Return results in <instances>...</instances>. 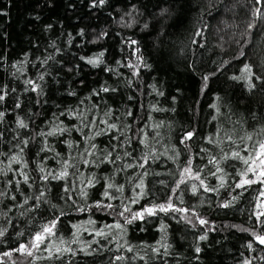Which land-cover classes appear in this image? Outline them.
<instances>
[{
  "label": "trees",
  "instance_id": "16d2710c",
  "mask_svg": "<svg viewBox=\"0 0 264 264\" xmlns=\"http://www.w3.org/2000/svg\"><path fill=\"white\" fill-rule=\"evenodd\" d=\"M90 5L0 0V264H264V0Z\"/></svg>",
  "mask_w": 264,
  "mask_h": 264
},
{
  "label": "snow or ice",
  "instance_id": "6c2138e0",
  "mask_svg": "<svg viewBox=\"0 0 264 264\" xmlns=\"http://www.w3.org/2000/svg\"><path fill=\"white\" fill-rule=\"evenodd\" d=\"M106 3H107V0H91V5H90V7H91V8L102 7V6H104ZM0 14H4V15H6V13H0ZM261 15H264V12H262ZM49 27H51V26L49 25ZM144 27L147 28V25H145ZM103 35H106V33L103 34ZM130 43L134 45V44H136L137 42H136V41H131ZM102 56H103V53H100L99 56H97L96 58H88V59H87V63H88V64H91L93 67H96V66H98V65H100V64L103 63V60L101 59ZM81 59H84V58L82 57ZM129 66H130V67H134V68L137 67V66H135V65H129ZM69 71H71V69H69ZM137 71H138V68H137ZM245 72L248 73L249 76L252 75V73H251V69H250V67H249L248 65H245ZM133 74L135 75L136 73L134 72ZM41 78H42V77H41ZM256 78L259 79V77H256ZM207 79H208V77L205 76V77H204V80L207 81ZM234 79H239V78H238V77H234ZM28 83H29V84H32L33 82L29 81ZM205 87H207V84H205ZM248 87L251 88V87H253V85H252L251 83H249ZM32 90L35 91V90H36L35 87H33ZM109 90H110V89L107 88V87L103 88V91H105V92H107V91H109ZM112 90L114 91V89H112ZM5 95H6V94H0V102H3V101H4V99H5ZM15 107H17V108L20 107V104L17 103V104L15 105ZM212 107L215 108L216 105L214 104V105H212ZM4 115H5V113L0 112V120L3 119ZM18 127H19V128H27V125L24 123L23 120H18ZM111 127L114 128L115 125H111ZM59 131L63 132V131H65V129H62V128H61V129H59ZM52 134H53V133H48V135H52ZM0 135H2V133H0ZM41 135H44V134L42 133ZM193 136H194V132H187V133L185 134L183 140L181 141V143H184L185 141L190 140ZM27 143H28V141H23V142H22L23 145H26ZM93 147H94V146H93ZM259 147H260L261 149H264V144L259 145ZM42 150H43V149H42ZM22 151H23V147H21V152H22ZM87 154L90 155L91 153H87ZM233 156H235L236 158H239V153H233ZM12 160H13V161L17 160V157H16V156H13V157H12ZM86 162H87V161H86ZM249 163H250V161L245 160V164H249ZM251 163H255V161H252ZM189 164H191V161H189ZM260 164H261V167L264 168V160H261V161H260ZM142 166H143V165H141V167H142ZM67 167H68V165L65 164V169H66ZM40 171H41V173H43V172H44V169L41 168ZM219 171H220V169L217 168V172H219ZM190 172H191V168H185V169H184V173H190ZM247 173H254V174H256V173H257V170H256L254 167H251V166H250V167H248V169H247ZM247 173H245L244 175L246 176ZM67 175H68V173H67L66 170H65V171H61L59 174L49 172L47 175H43V176L41 177V179H42V180H49V179H51V180H59V179H63V178L66 177ZM213 175H215V173H213ZM258 175H259L260 177H264V171L259 172ZM192 178H193V179H196V180H200L199 175H196V176H194V177H192ZM28 180H29V177H28L27 175H24V176H23V181H24L25 183H27ZM255 182H256V181H254V180H252V179L242 178V179H241V180L235 185V187H236V188H245L246 186H250L251 184H253V183H255ZM261 182H264V180H261ZM200 184L203 185V180H200ZM111 187H112V185H109V188H111ZM209 190H210V189H207V188L205 189V191H209ZM195 191H196V186L193 185V192H195ZM82 194H84V193H82ZM260 195H261L262 197H264V191H262V192L260 193ZM41 196H43V193H41ZM105 196H108V193H107V192H105ZM13 199H14V197H13ZM222 206H223V207H228L229 205H228V204H224V205H222ZM108 207H111V205H108ZM172 207H173L172 204H168L167 207H165V206H163V205H160V206H159V210H160V211H163V212H167L168 209H169V208H172ZM125 210L127 211V209H125ZM180 211H184V210L180 209ZM146 212H147L149 215L153 214V210H152V209H146ZM121 215H123V213H121ZM257 215H258V216H259V215H264V213H257ZM137 218H143V214H141V213H136V214H134V215H133V219H137ZM200 223H201V224H205L206 221H204V220L201 219V220H200ZM54 227H55V221L51 222L50 224L45 225V227L43 228V234H51L52 229H53ZM117 227H119V225H117ZM5 231H6V230H4V229H0V237H2V236L5 234ZM43 234H42V233H37V234L35 235V237H34V241H33V243L30 245V247H38V246H39V243H42L43 240L46 238ZM205 238H206L205 236H201V237H200L201 240H204ZM256 239L259 241L260 244H264V236H257ZM249 247H251V244L249 245ZM20 248H21V249L25 248V245H21ZM17 251H19V249H18ZM195 251H196V252H200L201 249H200L199 247H197V248L195 249ZM28 254L30 255L31 253H28ZM6 255H7V254H6ZM246 264H251V262H250V261H249V262H246Z\"/></svg>",
  "mask_w": 264,
  "mask_h": 264
}]
</instances>
